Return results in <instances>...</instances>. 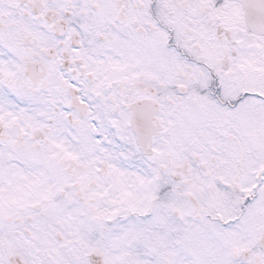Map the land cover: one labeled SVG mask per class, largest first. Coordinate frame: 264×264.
Masks as SVG:
<instances>
[{"label":"snow or ice","instance_id":"1","mask_svg":"<svg viewBox=\"0 0 264 264\" xmlns=\"http://www.w3.org/2000/svg\"><path fill=\"white\" fill-rule=\"evenodd\" d=\"M0 264H264V0H0Z\"/></svg>","mask_w":264,"mask_h":264}]
</instances>
